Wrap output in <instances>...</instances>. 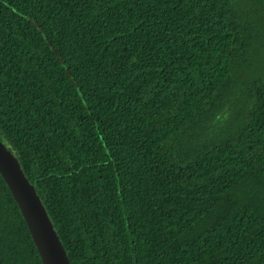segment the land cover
Here are the masks:
<instances>
[{
	"label": "trees",
	"instance_id": "16d2710c",
	"mask_svg": "<svg viewBox=\"0 0 264 264\" xmlns=\"http://www.w3.org/2000/svg\"><path fill=\"white\" fill-rule=\"evenodd\" d=\"M258 16L264 0H0V141L69 264H264V77L240 69L264 60ZM0 264H42L1 176Z\"/></svg>",
	"mask_w": 264,
	"mask_h": 264
},
{
	"label": "water",
	"instance_id": "95a60500",
	"mask_svg": "<svg viewBox=\"0 0 264 264\" xmlns=\"http://www.w3.org/2000/svg\"><path fill=\"white\" fill-rule=\"evenodd\" d=\"M47 44L53 50L54 54L57 55V52L53 49L49 41H47ZM67 73L69 74L68 71ZM78 93L81 96L79 90ZM0 176L18 206L41 263L69 264L65 251L33 186L25 178L15 156L1 141Z\"/></svg>",
	"mask_w": 264,
	"mask_h": 264
},
{
	"label": "rangeland",
	"instance_id": "374dc122",
	"mask_svg": "<svg viewBox=\"0 0 264 264\" xmlns=\"http://www.w3.org/2000/svg\"><path fill=\"white\" fill-rule=\"evenodd\" d=\"M256 23H258V25L255 26V27H259L260 29L264 30V18H263V16H258ZM256 49H257L256 52H262V49L260 47H257V48L255 47V50ZM262 53L259 56H257L256 59H255V56H254L247 63H244L243 62V65L241 66L240 69H242L243 72L245 73V75H246L245 77L251 76V75L256 74V73L257 74L255 75V77H258V76H263L264 77V66H262L264 64V60L262 62H260L259 60H257L258 57H260L261 55H263ZM233 104H234V102H233ZM234 106H235V109L238 107V105H236V104H234ZM231 111H232L231 113L230 112L228 113V114H230V117H229L230 118V121L222 129V131L226 133V136L227 135H230V132L233 131L232 125L234 127H237V123H238V122L235 123V119H234V117H235L234 113H236V111L234 109H231ZM224 115H226V114H224Z\"/></svg>",
	"mask_w": 264,
	"mask_h": 264
}]
</instances>
